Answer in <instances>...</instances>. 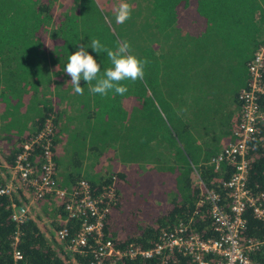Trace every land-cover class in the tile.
Here are the masks:
<instances>
[{
	"label": "trees",
	"instance_id": "1",
	"mask_svg": "<svg viewBox=\"0 0 264 264\" xmlns=\"http://www.w3.org/2000/svg\"><path fill=\"white\" fill-rule=\"evenodd\" d=\"M149 1L154 13H151L152 19L158 20L161 15L167 19L169 26L160 28L177 29L180 39L177 49L180 46L184 50L175 54L191 55L179 67L182 79L197 80L198 86L192 87L193 94H197V87L198 90L208 87V90L219 92L228 85L229 96L238 107L239 91L248 84V62L264 46V0ZM100 3V0H0V142L5 151L3 160L6 165H11L23 139L39 132L49 119L53 156L58 165L59 149L64 147V142L62 153L67 158L69 175L79 169L89 151L103 161L115 162L112 174L116 177L118 202L107 216L105 232L118 244L136 242L152 246L160 227L186 221L190 217H193L194 226L202 236H214L208 205L198 203L205 188L218 192L222 203L230 202L231 196L224 183L235 167L224 159L217 163L216 158L235 138L233 131L223 130L222 137L225 138L222 143L212 140L202 144L194 139L188 119L185 120L183 110L178 109L180 102L183 105L187 103L189 113L193 107L188 99L184 101L185 96L180 93L182 87L168 94L161 91L167 105L165 109L161 108L165 112V120L156 108L154 115L141 124V110L148 103L141 101V92L145 86L159 88V83L150 81H156V78L147 76V73L142 80L122 81L128 88L123 96H114L111 91L107 96L92 94L87 82L81 80L84 92L83 95L77 94L74 101L83 116L81 127L73 131L69 130L73 118L59 108L60 100L65 97L58 94L60 100L55 101L54 97L52 100L50 91L42 88V84L50 79L70 82V76L63 70L68 56L80 45L86 46V51L100 64L101 75L111 66L106 52L96 53L88 47L91 39H98L113 50L118 44L98 7ZM261 79L264 82V69ZM133 83L136 90L132 88ZM258 103L264 112V93L259 95ZM238 116L239 113L232 115L233 129L238 125ZM226 118L222 114L221 119L224 121ZM131 128L135 129L132 136L140 138L136 144L139 151L154 139L160 141L159 148L170 152L172 160L167 164L161 162L150 166L146 176L141 170L131 168L129 160L120 156L123 150L116 137L125 135L117 131ZM40 150L36 148L35 155L40 154ZM114 150L122 158L124 167L117 163ZM247 160L246 188L252 194H264V123L260 137L249 146ZM1 173L0 168V176ZM79 179L72 180L71 184ZM4 181L0 177V186ZM88 182L99 187L110 179L98 184ZM168 196L171 197L169 201ZM13 202L22 206L26 201L19 194L12 197L0 194V264H64V243L40 227L30 214L21 223L12 220ZM261 202L264 205V196ZM126 207L125 227L117 228L112 222L114 216ZM58 208L60 210V206ZM244 217L243 234L264 239V220L256 218L250 209L246 210ZM16 232V247L22 259L15 261L12 243ZM250 257L264 264V245ZM166 259L168 264H192L189 257L176 252H168ZM158 260V257L138 258L121 264H157Z\"/></svg>",
	"mask_w": 264,
	"mask_h": 264
},
{
	"label": "built area",
	"instance_id": "2",
	"mask_svg": "<svg viewBox=\"0 0 264 264\" xmlns=\"http://www.w3.org/2000/svg\"><path fill=\"white\" fill-rule=\"evenodd\" d=\"M264 69V46L257 50L248 62V84L238 94V125L232 131L235 141L228 142L218 163L226 160L233 164L234 171L224 186L229 190L230 202L222 203L220 194L205 188L199 205H208L215 235L204 237L194 226L193 217L159 228L156 242L142 246L136 242L118 244L105 232V222L111 209L118 202L116 177L99 187L92 186L83 178L71 185L57 180V164L53 156L52 128L48 119L43 128L26 136L20 144L13 163L7 165L12 178L0 186V194L13 196L18 188L27 190L26 202L36 203L52 198L61 210L59 226L54 237L65 245L64 264H121L135 259L158 257L157 264H168L166 254L176 252L189 257L192 264H260L250 254L264 245V239L246 237L244 214L250 209L254 216L264 220V194H252L246 188L248 173L247 154L249 146L262 131L264 112L258 103L264 93L262 72ZM41 148L35 155V149ZM106 182V181H105ZM30 214L27 205L12 203V220L23 222ZM63 214V215H62ZM18 233L13 246V259H22L16 247Z\"/></svg>",
	"mask_w": 264,
	"mask_h": 264
},
{
	"label": "rangeland",
	"instance_id": "3",
	"mask_svg": "<svg viewBox=\"0 0 264 264\" xmlns=\"http://www.w3.org/2000/svg\"><path fill=\"white\" fill-rule=\"evenodd\" d=\"M100 2L101 3L98 7L118 42H128L131 54L135 55L141 61L145 59L148 60V63L144 67V78L148 73L147 76L156 78V81L150 80L151 82L159 83V88L157 89H151L146 86V92L142 89L141 101H148L150 106L148 107L147 103L146 107L141 110L140 123L143 124L147 122L149 116L154 115L156 108L165 120V112L163 113L162 109H165L167 105L161 97V91L164 90V92L168 94L177 87H182L180 93L184 94V101L188 99L187 102L193 107L191 113H189L187 103L183 105V103L180 102L178 109L181 111L183 110L182 114H184L185 120L188 119V123L191 125L189 126V130H191L193 138L200 141L202 144H208V141L212 140H217L222 143L225 138L222 137L223 130L226 132H231L233 130V123H227L225 128L223 127L225 120L223 121V118L221 119L222 114L224 118L227 117L228 111L237 114L236 104L232 101L231 96H229L228 93L230 87L225 85L219 92L208 90V87H201V89L198 90L197 87V94H193L192 87L195 85L198 86L196 83L197 80L182 79L180 77L181 70L179 67V65L184 63V61H187L191 55L186 56L184 54H175L178 50L179 53L184 50L181 49L180 46L178 47L179 49H177V43L180 42L179 34L176 31L177 29L168 27L163 30L160 28L169 26V24L167 19L163 18V15L159 16L160 18L158 20H155L154 18L152 19L151 13L153 15L154 13L151 9L149 0H123V2H127L130 5L131 14L130 18L122 24L116 22L114 12L116 6H118L122 0H100ZM53 6L55 8L54 4ZM194 72L197 73L196 71ZM167 74H169V76H166ZM170 76L173 78L169 79L168 77ZM80 86L82 87L81 84ZM42 88L48 89L51 93L49 94L50 99L54 97L55 101L60 100V94L65 97L60 100L59 108L65 111V115L73 118L69 124V130L73 131L79 129L81 127L83 113L78 109L77 104L74 101L77 94H75L73 86L70 83L50 79L49 82L47 81L45 84H42ZM132 88L133 90H136L134 83ZM155 94H158L157 98L155 97ZM206 105L209 106L206 107ZM198 107H201L200 110L194 114ZM202 107L206 109H202ZM166 114L168 115L169 112H166ZM130 130H125L123 132L117 131V133H125V135L119 134V136L116 137L118 139V144L120 142L119 147L123 150L120 151V156L129 160L131 168L141 170L143 175L146 176L149 172L150 166L159 165L161 162L167 164L172 160L170 152L167 149L159 148L161 145L160 141H154V139L145 146L144 150L139 151V146L136 144L140 138L132 136L135 132L134 128H131ZM62 146L64 147H60L59 149L60 157L56 170L57 180L60 184H71L72 180L79 178H84L88 181L102 182L105 179L107 180L115 171V162L103 161L101 157L98 158L97 154L92 153V156H89V158L84 161L83 165H80L76 172L69 175V171L66 169V157L64 153H62L65 148L64 142ZM1 149L3 150L1 151ZM4 152V146L3 148L0 147V155H3ZM0 163L2 162L0 161ZM117 163L119 162L117 161ZM0 168L2 172L0 177L5 180L4 182L10 180L12 176L8 168L4 166H0ZM195 176L196 175L194 174V179ZM18 190L21 199L26 201L25 194L27 190L24 188H18ZM38 203H42L43 207ZM24 204L30 207V215L34 217L36 222L42 228H45L48 233H53L54 237L53 230L55 231L59 225L57 219V213L60 214L58 203L55 200L50 199L39 201L37 204L35 203L37 207L34 209L32 208L33 203L30 205L25 202ZM127 215L128 209L126 208L123 211L122 217L117 216L114 225L117 228L125 227L124 223Z\"/></svg>",
	"mask_w": 264,
	"mask_h": 264
},
{
	"label": "clouds",
	"instance_id": "4",
	"mask_svg": "<svg viewBox=\"0 0 264 264\" xmlns=\"http://www.w3.org/2000/svg\"><path fill=\"white\" fill-rule=\"evenodd\" d=\"M114 12L116 22L122 24L130 18L131 7L122 0ZM88 47L96 53L106 52L111 66L104 69L103 75H101L100 64L86 51V46L80 45L77 51L68 56L63 70L70 76L71 80L68 83L73 86L75 94L83 95L84 88L80 86V81L83 80L87 82L92 94L107 96L111 91L114 96H123L128 88L121 83L122 81L135 82L144 78V67L148 60L141 61L131 54L128 42H118L117 47L113 50L102 45L98 39H91Z\"/></svg>",
	"mask_w": 264,
	"mask_h": 264
},
{
	"label": "crops",
	"instance_id": "5",
	"mask_svg": "<svg viewBox=\"0 0 264 264\" xmlns=\"http://www.w3.org/2000/svg\"><path fill=\"white\" fill-rule=\"evenodd\" d=\"M237 113H238V107H237ZM232 114H233V116H235L236 115V113H233L232 112ZM232 115H231V111H228V113H227V118L225 119V123L223 124V127L225 128V126H226V124L227 123H232V117H231ZM229 119V120H228ZM0 147H2L3 148V144L0 142ZM3 149H1V151H2ZM114 155H115V157L117 158V160L116 161H118L119 163H120V165L122 166V167H124V163L121 161L122 160V158L120 157V156H118L117 155V153H116V151L114 150ZM89 156H92V152H86V154L84 155V158H83V160H82V163H81V165H83V163H84V161L85 160H87L88 158H89ZM4 157V154L2 155H0V161L2 162V163H0V166H4V167H6L7 168V165L5 164V162H4V160L2 159ZM65 160H67V158L65 159ZM101 174V173H100ZM102 175V174H101ZM107 176V175H106ZM110 178V177H109ZM103 179V178H102ZM101 179V180H102ZM87 180V179H86ZM91 181V180H90ZM91 182H95L96 184H98L99 183V181H91ZM119 190V189H118ZM119 195H121V190H119ZM25 196H27V193L25 194ZM171 197L170 196H168V201H169V199H170ZM47 199H50V200H53L52 198H45L44 200H47ZM44 200H42V201H44ZM36 204H37V202H36ZM36 204L35 203H33V205H32V208L34 209V208H36L37 206H36ZM38 204H40L42 207H43V205H42V203H38ZM123 204H127V203H123ZM127 209H128V207H126ZM125 208V209H126ZM32 209V210H33ZM124 209V210H125ZM122 214H123V211H122V213H119V212H116V214H115V216H114V219H113V223L116 221V218H117V216H119V217H122ZM42 215V214H41ZM40 216V215H39ZM57 216H58V221H59V219L61 218V214H58L57 213ZM31 217H32V215H31ZM41 217V216H40ZM34 218V217H33ZM40 226V225H39ZM41 227V226H40ZM122 233H123V231H122Z\"/></svg>",
	"mask_w": 264,
	"mask_h": 264
}]
</instances>
